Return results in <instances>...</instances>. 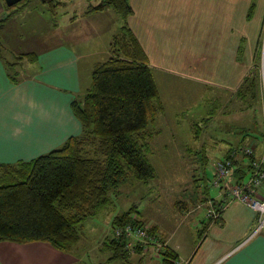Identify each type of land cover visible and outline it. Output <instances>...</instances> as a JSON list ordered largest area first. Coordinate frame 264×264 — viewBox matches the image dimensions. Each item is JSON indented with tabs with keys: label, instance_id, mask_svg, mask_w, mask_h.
Returning a JSON list of instances; mask_svg holds the SVG:
<instances>
[{
	"label": "crops",
	"instance_id": "obj_1",
	"mask_svg": "<svg viewBox=\"0 0 264 264\" xmlns=\"http://www.w3.org/2000/svg\"><path fill=\"white\" fill-rule=\"evenodd\" d=\"M84 1L83 8L73 11L66 19L68 22L63 25L62 30L57 31L56 25H52L53 31L45 37L46 42L41 41L36 48H31L28 40L18 48H6L2 45L9 57L26 52L33 53L35 57L32 61H23L21 64L22 66L25 64V69L26 64L29 65V73L26 69V74L21 75L19 81L10 82L4 65L7 59L0 56V162L31 159L59 146L68 136L79 134L80 126L70 111L69 103L75 94L82 93L87 87L92 66L105 60H96L93 56L107 53L108 40L105 32L109 27L108 24L102 23V20L109 16L107 9L87 14L85 8L88 2ZM128 2L132 13L127 17L126 22L144 50L149 67L154 65L163 69H175L179 62L175 59L172 50L178 44V39L185 38L189 50L182 53L186 60H193L192 63L204 66L211 59L209 63L214 64V69L226 70L230 69V65L235 64L244 70L246 34L243 32L245 24L247 25L250 20H245L250 0H128ZM254 5L259 9L262 20L264 0H255ZM21 10L9 16L2 24L0 40L3 39V31H9L4 25L8 24L7 26L11 27L19 18ZM4 16L0 2V19ZM93 16L96 19L94 24L90 20ZM120 24L121 22L118 21V29ZM82 25L83 28H80ZM221 30L227 31L223 36L226 40L222 47L213 40ZM18 35L20 34L13 37V42H21V37ZM33 36L36 39L37 36ZM102 38L103 48L91 49L90 45L96 44ZM257 38L258 36L256 42ZM240 39H244L243 49L240 59H237L236 48ZM168 45H173L171 51L167 48ZM261 50H263L262 45ZM178 51L179 49L176 53ZM263 51H261L263 56L260 65L263 64L261 69L264 74ZM189 53L193 55L187 58L186 54ZM221 54L223 57H220ZM80 59L87 62L83 73L81 68L79 69ZM250 67L251 65H248L247 70ZM188 75L210 86L221 84L207 77L191 76L196 75L193 73ZM239 123L243 125L242 120ZM239 134L238 137L231 136L229 144L222 147L224 152L232 144L247 143L248 136ZM253 138L251 140L255 141L256 138L254 136ZM256 147L257 145L253 149ZM235 166V174H240L242 179L247 174L244 173L246 165L243 159ZM260 191L264 198V185ZM111 218H109V226ZM255 221L256 213L245 205L237 201L225 204L217 222L207 224L202 222L200 226L195 225V236L200 240L198 243H195V240L192 243L189 241L187 255L181 260L178 258V250L186 245V238H183L184 244L182 241L180 243L174 240L170 247L167 242L173 239L175 230L165 237L155 224L150 226L154 227V230L166 241L171 253L179 259L176 264H264V229L254 232ZM100 246L102 249L101 243ZM108 257L109 253L104 261L98 264H122L120 260L108 259ZM76 261L77 258L72 251L61 252L45 242L0 241V264H74ZM127 263L161 264V260L150 251L132 252L127 258Z\"/></svg>",
	"mask_w": 264,
	"mask_h": 264
},
{
	"label": "trees",
	"instance_id": "obj_2",
	"mask_svg": "<svg viewBox=\"0 0 264 264\" xmlns=\"http://www.w3.org/2000/svg\"><path fill=\"white\" fill-rule=\"evenodd\" d=\"M94 1L87 0L85 13L111 9L121 22L119 33L110 38L105 60L92 66L87 87L82 93L75 94L69 103L80 126L79 134L68 136L59 146L31 159L0 162V241L45 242L56 250L69 252L79 239L77 226L111 204L109 190L128 178L147 181L155 176L147 158L153 135L148 124L163 107L147 56L126 22L132 9L128 0ZM254 1L250 0L245 20L250 18ZM0 2L5 13L0 19V29L9 16L24 6L46 4V10L53 12V6L57 4L56 0H33L34 3L18 0L10 6L3 0ZM263 25L264 15L252 52L251 67L243 76L242 85L235 90L245 102V108L253 109L252 104L259 102L263 104L258 74ZM240 41L236 48L237 59L241 57L244 39ZM34 57L28 52L13 54V60L4 63L8 80L19 81L21 63L32 61ZM213 114L212 109L200 120L209 125ZM260 120L263 121V116ZM193 125L197 129L200 127L199 123ZM241 133L243 136L251 134L245 128ZM263 134L264 129H260L253 136L262 139ZM243 148V144H232L222 158H229L234 166L243 157L251 160L252 154H245ZM238 152H241L240 156ZM206 162L198 155L201 170ZM235 169L236 166L232 173L234 177L237 176ZM200 192L202 198L199 200H207L205 189L201 187ZM192 194L193 198L198 197L196 193ZM211 201L218 216L214 219L206 217V224L217 222L221 214L218 200ZM173 204L179 211L184 207L181 200ZM134 211L128 208L114 215L110 227L126 223L142 225V220L132 214ZM148 230L154 231V227L150 226ZM102 249L109 252L108 259L120 260L122 264H128L130 253L141 251L137 246L125 247L124 239L107 236L102 240ZM159 255L161 264H174L176 260L168 247Z\"/></svg>",
	"mask_w": 264,
	"mask_h": 264
},
{
	"label": "rangeland",
	"instance_id": "obj_3",
	"mask_svg": "<svg viewBox=\"0 0 264 264\" xmlns=\"http://www.w3.org/2000/svg\"><path fill=\"white\" fill-rule=\"evenodd\" d=\"M56 1L57 4L53 6V12L46 10V4L35 3L36 6H24L20 11L19 18L11 27H8V24L4 25L9 31H3V39L0 40V56L2 58L7 59L9 63L13 60L12 57H9V54H6V49L2 45L6 48H18L22 47L25 40H28V45L31 48H36L41 41L46 42L45 37L49 35L50 31H53L52 25H56L57 31L62 30L63 25L68 22L66 19L71 16V13L80 10L85 5L84 0ZM29 2L32 3L33 0H29ZM94 2V0H91V3ZM107 11L109 19L105 18L102 23L109 26L105 32L109 42L113 34L117 35L119 33V19L111 9L107 8ZM249 19L243 32L246 34L244 70L238 68L235 64L230 65V69L226 70L214 69V64L209 63L211 59L204 66L199 63H192L193 60H186L182 53V51L185 53L186 50H189L185 38L178 39L175 51L172 50L175 59L179 62V65L174 67L175 69H163L150 65V71L163 107V110L155 115L153 122L148 124V130L152 131L153 135L149 140L147 158L154 169L155 176L147 181L128 178L123 184L108 191L111 204L100 208L94 216L87 217L77 226L79 239L71 249L75 258H77L74 264H98L104 261L109 252L101 249L100 243L102 244L103 238L105 240L107 236L109 239H122L114 237L117 227L111 228L109 226V218L114 214L126 211L128 208L135 210L132 214L142 218V225L146 226L147 229L151 224H155L165 237L172 230H175V236L167 242L168 246L171 247V242L174 240L180 243L182 241V244H184L183 238H186V245L178 250L180 260L187 255L189 241L191 243L194 242L193 240H195V243L199 242L200 239L195 236V225L200 226V223H205L207 220L206 200H199L202 198L200 190L201 187L205 189L204 195L207 200H216L219 197L218 188L211 184L213 179L212 165L214 166V163L221 160L227 151L224 152L222 147L229 144L231 136H240L241 129H237L239 127L245 128L252 135H256L259 132L258 130L264 129V74L261 69L263 64L260 65L263 53L260 54L258 61L259 88L263 104L261 105V102H259L252 104L253 109L245 108V102L235 94V90L242 85L243 76L248 71L247 66L251 65L249 62L250 54L256 43L261 20V13L257 7L253 8ZM90 20L93 21V24L96 22L94 16ZM80 28H83V25ZM262 30L263 36L260 44L264 50V25ZM14 32L15 34H13ZM225 33L227 31L221 30L213 39L220 47L226 40L223 37ZM16 34H20L18 35L21 37L19 43L12 41ZM33 35L37 36L36 39ZM101 44H103V38L96 44H91L90 47L91 49H102ZM172 47L173 45L167 46L170 51ZM177 49L179 51L176 53ZM190 55H193V53L186 54V57L188 58ZM107 56L108 44L107 53L95 54L93 58L103 60ZM220 57H223V54ZM86 66L87 62L80 59L79 69L81 68V73L84 72ZM24 67L25 64L20 68V77L26 74V69L29 73V65L26 64V69ZM191 73L196 74L191 76L207 77L211 81L220 82L221 84L210 86L208 83L196 81L188 77V74ZM212 109L214 114L210 121L211 125L209 126L208 123L203 124L200 120L201 117L211 113ZM261 116H263V121L260 120ZM241 120L243 125L239 123ZM198 123L200 127L197 129L193 124ZM192 126L194 129H192ZM251 134L248 135L249 140L244 147L251 150L254 159H258L264 154V134L262 139L258 137L255 141L251 140L254 139ZM256 145L257 147L253 150ZM238 153L240 156L241 152ZM198 155L207 161L202 170L200 165L198 166ZM247 162L249 160L247 161V158L243 157L244 165ZM248 168L244 170V173L247 174L241 179L243 181L248 177ZM231 177L238 179L240 174ZM196 185L198 186L194 187ZM192 193H196L198 197L193 198ZM177 200L185 203L180 211L173 204ZM134 215L133 217H135ZM150 232L157 233L155 230ZM147 251L149 250H141L140 252L147 253ZM179 259H176V261H179Z\"/></svg>",
	"mask_w": 264,
	"mask_h": 264
},
{
	"label": "built area",
	"instance_id": "obj_4",
	"mask_svg": "<svg viewBox=\"0 0 264 264\" xmlns=\"http://www.w3.org/2000/svg\"><path fill=\"white\" fill-rule=\"evenodd\" d=\"M245 154H252L249 148H243ZM256 158V157H255ZM248 163V177L245 181L241 178H232L234 165L229 158H221L214 163L213 179L211 184L218 188L217 202L220 209L231 201H237L256 213V224L254 232L264 228V198L260 188L264 185V154L258 159L253 155ZM223 189V191H221ZM206 217L214 219L218 212L212 205V201L206 200ZM114 237L125 240V247L137 246L142 251L149 250L156 256L166 245V241L155 232H150L146 226L126 223L114 232ZM176 264V260L174 262Z\"/></svg>",
	"mask_w": 264,
	"mask_h": 264
},
{
	"label": "water",
	"instance_id": "obj_5",
	"mask_svg": "<svg viewBox=\"0 0 264 264\" xmlns=\"http://www.w3.org/2000/svg\"><path fill=\"white\" fill-rule=\"evenodd\" d=\"M5 5L10 6L12 4H14L15 2H17L18 0H3Z\"/></svg>",
	"mask_w": 264,
	"mask_h": 264
},
{
	"label": "clouds",
	"instance_id": "obj_6",
	"mask_svg": "<svg viewBox=\"0 0 264 264\" xmlns=\"http://www.w3.org/2000/svg\"><path fill=\"white\" fill-rule=\"evenodd\" d=\"M248 161V160H247ZM247 165H248V163H247ZM240 178V177H239Z\"/></svg>",
	"mask_w": 264,
	"mask_h": 264
}]
</instances>
